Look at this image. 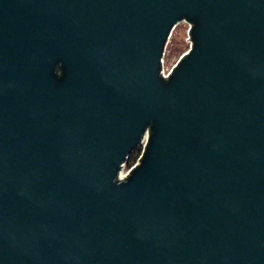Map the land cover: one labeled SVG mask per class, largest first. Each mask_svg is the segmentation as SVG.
<instances>
[{"label": "water", "instance_id": "95a60500", "mask_svg": "<svg viewBox=\"0 0 264 264\" xmlns=\"http://www.w3.org/2000/svg\"><path fill=\"white\" fill-rule=\"evenodd\" d=\"M0 264H264V0H0Z\"/></svg>", "mask_w": 264, "mask_h": 264}, {"label": "rangeland", "instance_id": "374dc122", "mask_svg": "<svg viewBox=\"0 0 264 264\" xmlns=\"http://www.w3.org/2000/svg\"><path fill=\"white\" fill-rule=\"evenodd\" d=\"M189 38V25L186 22H180L172 30V33L168 39L165 50V67L167 70H170L178 63L181 57L189 51L191 47V40ZM143 151V146H139L131 153L130 158L128 159L124 173L129 170V168L135 164L141 153ZM137 154V155H136ZM133 156H137L133 162H131ZM132 157V158H131Z\"/></svg>", "mask_w": 264, "mask_h": 264}, {"label": "built area", "instance_id": "2783aa9c", "mask_svg": "<svg viewBox=\"0 0 264 264\" xmlns=\"http://www.w3.org/2000/svg\"><path fill=\"white\" fill-rule=\"evenodd\" d=\"M182 22H186L188 25H189V38L191 37V34H190V28L192 27V22L191 21H189V20H187V19H184ZM179 24V23H178ZM177 24V25H178ZM175 28V27H174ZM190 40H191V43H192V38H190ZM164 56H165V54H164ZM164 56H163V59H162V62H163V68H162V72H163V74L165 75V76H168L170 73H171V71H172V69H170V70H167L166 69V67H165V59H164ZM148 137H149V129L145 132V134H144V136H143V138H142V140H141V142H140V144H139V146H143V151H142V153H141V155H140V157H139V159H138V161L135 163V164H133L130 168H129V170L128 171H126L125 173L123 172L124 171V168H125V165H126V163H127V161H128V159L130 158V155H129V157H128V159L122 164V167H121V170H120V177H125L126 175H128L129 173H130V171L140 162V158L143 156V152H144V150H145V145H146V143H147V141H148ZM138 147V146H137ZM136 147V148H137ZM135 148V149H136ZM134 149V150H135ZM133 150V151H134Z\"/></svg>", "mask_w": 264, "mask_h": 264}, {"label": "trees", "instance_id": "16d2710c", "mask_svg": "<svg viewBox=\"0 0 264 264\" xmlns=\"http://www.w3.org/2000/svg\"><path fill=\"white\" fill-rule=\"evenodd\" d=\"M136 155H137V154H136ZM136 157H137V156H133V158L131 157V158H132L131 162H133L135 159H137Z\"/></svg>", "mask_w": 264, "mask_h": 264}]
</instances>
